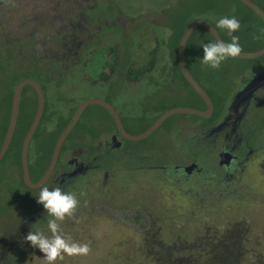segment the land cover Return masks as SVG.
Returning <instances> with one entry per match:
<instances>
[{
    "label": "flooded vegetation",
    "instance_id": "flooded-vegetation-1",
    "mask_svg": "<svg viewBox=\"0 0 264 264\" xmlns=\"http://www.w3.org/2000/svg\"><path fill=\"white\" fill-rule=\"evenodd\" d=\"M121 1L132 15L119 0H0V151L22 85L11 143L0 161V180L13 178L16 199L2 212L0 264L40 263L43 254L25 237L30 231L51 235L53 217L37 203L33 187L46 175L45 186H60L80 201L61 222L63 234L83 244L75 236L94 229L89 254L98 251L102 264L108 257L122 264L127 255L146 260L144 252L168 245L183 254L242 245L247 223L237 219L246 220L244 205L264 213V81L242 95L264 71V61L234 74L224 63L217 70L198 60L189 65L185 50V68L200 94L178 62L181 38L175 51L167 41L177 37L173 6L203 0ZM38 88L44 106L28 145V183L16 152L36 117ZM86 102L92 103L51 166L58 139ZM182 109L201 114H170L147 137L133 139L165 113ZM124 230H138L140 237ZM161 230L169 236L158 238ZM245 256L242 250L233 257ZM77 257L86 258L67 256L61 263Z\"/></svg>",
    "mask_w": 264,
    "mask_h": 264
},
{
    "label": "rangeland",
    "instance_id": "rangeland-1",
    "mask_svg": "<svg viewBox=\"0 0 264 264\" xmlns=\"http://www.w3.org/2000/svg\"><path fill=\"white\" fill-rule=\"evenodd\" d=\"M230 2V8L231 11L226 13L225 16H235L237 19H239L241 28L237 33H234V35H240L239 36V43H241V47L243 49L242 53H253L259 50L261 48L262 43L264 41V35L262 33L261 25L258 21V19L251 14L247 9H245L242 5L233 2L232 0H228ZM125 2L119 0V6H121V9H123L124 13L128 12L127 6L124 4ZM185 12H187V8L184 6L183 9ZM175 11L173 7V12ZM130 15H132L131 12H128ZM241 18H246V23H243ZM215 13L206 12L204 15L200 14L198 12H192L189 18H187L186 23H190L197 20L207 21L210 23H213L216 26L215 22ZM186 24V25H187ZM185 24L178 25V28H176L177 31L180 29L182 30L184 28ZM163 30H169L167 27H163ZM218 29V28H217ZM218 31L223 34V30L218 29ZM134 35V34H133ZM211 37L208 31H206L202 27H198L193 31L191 34L187 45H186V56H187V62L189 65H192L195 60L201 61L203 57V50L201 47H199L201 40H204L205 43H207L208 38ZM135 38V37H134ZM241 40V41H240ZM167 45H171V48L173 51H175L176 41L174 40L171 42V40L167 41ZM259 59V58H258ZM258 59H236L231 58L223 62L225 64L224 67L230 68L229 70L233 72L234 74H239L240 72H244L246 70H256L262 65V61H258ZM4 102L2 103V105ZM8 108L10 109V106L8 105ZM154 139H151L145 143L139 142L136 143L135 146L138 149L143 148L144 146H149L152 144V142H155ZM17 150H19V147H17ZM33 148H30L29 156L32 154ZM50 151V149L47 150V152ZM18 156H20L18 152ZM20 162V160H19ZM3 164H0V172ZM7 176V175H6ZM8 178V176H7ZM1 179V177H0ZM14 182L13 178L9 177L7 180H0V225L3 222L2 219V212L4 207L10 206L16 202V199L14 197ZM255 205V204H254ZM245 204L244 209L247 211H243V214L246 216V220H243V218H239L237 221L239 223H242L243 221H246L247 225L246 228L248 230V233L245 235L246 237V248L243 250V253L245 255L248 254L249 258H253V255L258 253L257 257H263L261 259H264V213H261L255 206ZM248 216L251 217V219H248ZM240 225V224H239ZM241 227V226H240ZM3 229L0 226V236L2 235ZM140 231L138 230H124V235H130L134 237L137 241V238L140 237L139 234ZM154 230H150L149 235L152 236L154 233ZM177 233H183L185 231H176ZM188 233H191V231H187ZM94 233V229H88L84 230V233L77 234L75 237L80 238V241L83 243H88L89 246L91 245V239L92 234ZM165 235L169 236L168 231L161 230L157 237L162 238L165 237ZM238 231L235 232V236H238ZM150 236V237H151ZM69 237L73 240V236L70 234ZM129 245H125L124 250L127 249ZM100 247V244H98V249ZM160 247H155L154 249H158ZM145 249H153V246L150 245V247H145ZM216 253L218 255H209L207 253ZM242 254V247L241 243L239 244H233V245H225L221 244V247H212L205 249V254L201 255H186V252L181 247L175 248L174 246L168 245L166 249L161 251H153L148 253V255L145 254L144 256H141L142 258L147 257L149 261H151L153 264H197V262H201V264H238L239 262L236 258L233 256H238ZM99 255L98 251H95L93 253H90L88 256H86L85 259L82 257H77L73 260H71V264H102V260L100 258L96 259ZM67 257V255L64 256V258ZM246 257V256H245ZM43 256L39 259L40 263H47L46 261L42 260ZM259 259V260H261ZM105 264H118L116 261H114L111 257L105 258ZM62 260L58 259L55 264H62ZM144 261V260H143ZM143 261H136L132 260V256L127 255V257L120 261L122 264H143ZM259 264H264L263 262H260Z\"/></svg>",
    "mask_w": 264,
    "mask_h": 264
},
{
    "label": "clouds",
    "instance_id": "clouds-1",
    "mask_svg": "<svg viewBox=\"0 0 264 264\" xmlns=\"http://www.w3.org/2000/svg\"><path fill=\"white\" fill-rule=\"evenodd\" d=\"M223 30L230 37V41L220 39L216 29ZM241 28L239 19L235 16H223L216 21V27L209 31L212 35L207 43L201 40L199 47L203 50L201 62L208 68L217 70L222 63L231 58H237L243 51L239 36L234 35ZM171 34V33H169ZM219 34V33H218ZM38 188L37 203L43 205L47 213L53 217L48 221L47 227L51 235L41 231H30L25 240L33 248L38 249L42 254V260L47 264H55L64 256H87L91 251L88 243L74 242L71 237H66L61 230V222L66 217H71L77 209L80 201L75 193L67 192L60 186L49 188L41 184Z\"/></svg>",
    "mask_w": 264,
    "mask_h": 264
},
{
    "label": "water",
    "instance_id": "water-1",
    "mask_svg": "<svg viewBox=\"0 0 264 264\" xmlns=\"http://www.w3.org/2000/svg\"><path fill=\"white\" fill-rule=\"evenodd\" d=\"M243 6L247 7L249 10H251L262 22L263 27H264V11L262 9H260L256 4L252 3L250 0H238ZM198 27H202L205 28L208 32L211 31V27L214 28L209 22L207 21H202V20H197L192 22L185 30L183 36L181 37V40L179 42V47H178V62L182 65V70L183 73L185 75V77L187 79L190 80V83L194 86V88L200 93L203 94V91L199 88V86L196 85V83L192 80V78L190 77V75L188 74L185 65H184V55H185V50H186V45L187 42L191 36V34L193 33V31L195 29H197ZM210 33V32H209ZM216 33L218 35V37L220 38L217 30ZM211 34V33H210ZM212 35V34H211ZM221 39V38H220ZM262 56H264V45L263 47L256 52L253 53H241L236 59H249V60H253V59H258L261 58ZM264 81V71L258 73L257 75H255L252 79L249 85L246 86V88L242 91V95L245 94H249L251 92H253L255 90V88H257V86H260L262 84V82ZM26 84H30V83H26ZM21 87L22 85L18 86L14 92V96H13V100H12V104H11V113H10V120H9V125H8V129L6 131V135L3 141V145L1 147V151H0V161L2 160V158L4 157L5 153L8 150V147L11 143V139L13 136V131H14V127H15V122H16V118H17V114H18V109H19V102H20V91H21ZM38 94H39V104H38V108H37V114L36 117L34 119L33 124L31 125L28 134L23 142V146L21 149V153H20V158H21V166H22V171L24 173V179L26 182L29 183V178H28V145L30 142V139L32 137V134L42 116L43 113V106H44V98L43 95L40 91V89L38 88ZM92 102H86L84 103V105H82L77 112L74 114V116L72 117L71 121L69 122V124L67 125V127L65 128V130L63 131V133L61 134L60 138L58 139L54 150H53V154H52V161H51V166L52 164L55 162L59 151H60V147L61 144L64 140V138L67 136V134L69 133L70 129L72 128V126L75 124L76 120L78 119L81 111L83 110V108L87 105L90 104ZM177 112H182V113H189V114H194V115H200L201 113H199L198 111L192 110V109H182V110H172L170 112L165 113L157 122L156 124L149 130L147 131L145 134L135 137L133 138L134 140H141L144 139L145 137H147L149 134L152 133V131L159 126V124L170 114L173 113H177ZM50 166V168H51ZM49 173V172H48ZM47 178V175L38 183L36 184L35 187H38L39 185L43 184V182L45 181V179Z\"/></svg>",
    "mask_w": 264,
    "mask_h": 264
},
{
    "label": "trees",
    "instance_id": "trees-1",
    "mask_svg": "<svg viewBox=\"0 0 264 264\" xmlns=\"http://www.w3.org/2000/svg\"><path fill=\"white\" fill-rule=\"evenodd\" d=\"M227 0H203V3L202 4H198V5H195V4H188V5H175L173 6L175 11L173 12V18H172V29L176 30V28H178V25L180 26L182 23L185 24L184 28L179 31L176 30V46L181 38V36H183L186 28L192 23L190 21V23H186V20L187 18L190 17V15L192 14V12H198L200 14H205L206 12H211V13H215V22L226 15V13L230 12L231 11V8H230V5L227 4L226 2ZM252 3L256 4L260 9H262L264 11V0H250ZM186 7L187 8V12H185L183 9V7ZM245 9H247L251 14H253L259 21L260 25H261V28H262V33L264 35V27H263V24L261 22V20L251 11L249 10L247 7L243 6ZM242 22L243 23H246L247 19L246 18H241ZM194 22V21H193ZM210 23V22H209ZM187 24V25H186ZM214 28L216 27L213 23H210ZM205 29V28H204ZM206 30V29H205ZM217 32L219 33L221 39L223 40H226V41H229L230 37H228L227 33L224 31L223 34H221L218 29H216ZM207 31V30H206ZM209 33V32H208ZM210 34V33H209ZM211 36V34H210ZM240 36V35H238ZM241 41V40H240ZM241 45V43H240ZM264 45V41L262 43V46L261 48L263 47ZM259 48V50L261 49ZM257 50V51H259ZM258 61H264V56L259 58ZM7 110H9V108L7 107L6 108ZM5 125H3V128H2V133L5 131ZM14 149L16 147H13ZM18 152L20 154V151L17 150V156H18ZM18 158H20V156H18ZM244 227V226H242ZM242 250H244L246 248V240L243 241L242 245ZM188 251L186 252L187 255H193V254H196V255H201L199 251H195L194 248L192 249H187ZM212 255V254H211ZM258 256V253L254 254L253 255V258H249L248 257V254L246 255V258L245 260H238L239 262H237L238 264H259L260 262H263L264 259H261L263 257H257ZM261 259V260H259ZM141 263L143 260H140ZM143 264H153L151 261H149L148 259L144 260L143 261ZM197 264H201V262H197Z\"/></svg>",
    "mask_w": 264,
    "mask_h": 264
}]
</instances>
